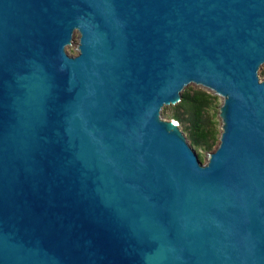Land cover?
<instances>
[{
    "label": "water",
    "instance_id": "obj_1",
    "mask_svg": "<svg viewBox=\"0 0 264 264\" xmlns=\"http://www.w3.org/2000/svg\"><path fill=\"white\" fill-rule=\"evenodd\" d=\"M262 63L264 0H0V264H264Z\"/></svg>",
    "mask_w": 264,
    "mask_h": 264
},
{
    "label": "trees",
    "instance_id": "obj_2",
    "mask_svg": "<svg viewBox=\"0 0 264 264\" xmlns=\"http://www.w3.org/2000/svg\"><path fill=\"white\" fill-rule=\"evenodd\" d=\"M215 96L201 88H186L173 107L172 119L180 122L190 144L194 147L211 150L218 140L216 122L208 114Z\"/></svg>",
    "mask_w": 264,
    "mask_h": 264
},
{
    "label": "rangeland",
    "instance_id": "obj_3",
    "mask_svg": "<svg viewBox=\"0 0 264 264\" xmlns=\"http://www.w3.org/2000/svg\"><path fill=\"white\" fill-rule=\"evenodd\" d=\"M79 42V33L78 31H74L73 33V37H72V41L70 44L66 45L65 50L68 54L71 55H76L78 53L77 50V45ZM258 76L260 80H264V63L261 64V66L258 69ZM201 88L206 90L207 92H209L210 94L215 96V100L211 106V108L208 111V114L211 116V118L213 119V121L216 122V128L218 130V140L216 141V143L214 144V146L212 147L211 150H204L203 148H198V147H194L192 146V148L195 150V152L197 153L200 161L202 163H206V161L208 160L209 154L211 152H213L216 147L219 144V136H220V130H221V118L219 116V107L221 106L222 102H223V97L220 95L215 94L213 91L205 89L204 87L197 85V84H193V83H189L187 86L184 87V89L186 88ZM175 104H168V105H164V107L161 109L160 111V116L164 119H172V114H173V107ZM180 129L184 132L188 142L190 143L188 137H187V132L184 130L183 125L178 122Z\"/></svg>",
    "mask_w": 264,
    "mask_h": 264
},
{
    "label": "bare ground",
    "instance_id": "obj_4",
    "mask_svg": "<svg viewBox=\"0 0 264 264\" xmlns=\"http://www.w3.org/2000/svg\"><path fill=\"white\" fill-rule=\"evenodd\" d=\"M191 83H193V84H197V85H200V86L204 87L205 89H208V90H211V91H213L211 88H207L206 86H203L202 84L195 83V82H191ZM213 92H214V91H213Z\"/></svg>",
    "mask_w": 264,
    "mask_h": 264
}]
</instances>
